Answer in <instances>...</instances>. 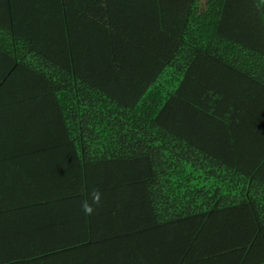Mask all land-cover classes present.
<instances>
[{"label":"trees","instance_id":"trees-1","mask_svg":"<svg viewBox=\"0 0 264 264\" xmlns=\"http://www.w3.org/2000/svg\"><path fill=\"white\" fill-rule=\"evenodd\" d=\"M53 3L0 28V264H264V0Z\"/></svg>","mask_w":264,"mask_h":264},{"label":"crops","instance_id":"crops-1","mask_svg":"<svg viewBox=\"0 0 264 264\" xmlns=\"http://www.w3.org/2000/svg\"><path fill=\"white\" fill-rule=\"evenodd\" d=\"M56 2H57V0H56ZM2 4H7V5H4L3 12H1ZM8 4H15V12H13V14H11L10 9H9V12L7 11V9L9 8ZM23 4H54V3H53V0H0V8H1L0 9V23H3V24H0V28L6 27V26L9 27L11 25V24H9V22L10 21L12 22V20H14V17H16V14L20 15L21 21H27L26 15L24 13L25 11H24V5ZM7 6H8V8H7ZM1 16L3 17V19H1ZM4 17H7V18H4ZM40 18H41V16H40ZM28 20H30V19H28ZM32 22H35V21H32ZM23 25H24V23H23ZM45 25H46V21H37L36 23L33 24V26L30 27L31 28L30 34L31 35L42 34V31H43V28ZM31 35H29V36H31ZM25 36H27V35L24 34L23 37H25ZM141 237L144 238V236H141ZM148 240H150V239H148ZM128 264H130V263H128ZM134 264H139V263H134Z\"/></svg>","mask_w":264,"mask_h":264},{"label":"clouds","instance_id":"clouds-1","mask_svg":"<svg viewBox=\"0 0 264 264\" xmlns=\"http://www.w3.org/2000/svg\"><path fill=\"white\" fill-rule=\"evenodd\" d=\"M102 193L98 190L93 188L88 193V198L84 199L81 202V210L83 211L85 216H92L96 214L97 209L102 204Z\"/></svg>","mask_w":264,"mask_h":264}]
</instances>
